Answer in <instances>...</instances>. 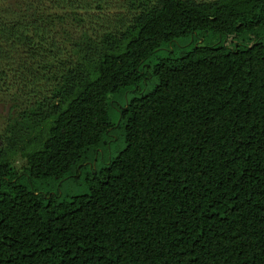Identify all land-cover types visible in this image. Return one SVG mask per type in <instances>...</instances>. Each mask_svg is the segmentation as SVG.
<instances>
[{
  "label": "trees",
  "instance_id": "16d2710c",
  "mask_svg": "<svg viewBox=\"0 0 264 264\" xmlns=\"http://www.w3.org/2000/svg\"><path fill=\"white\" fill-rule=\"evenodd\" d=\"M0 106V264H264V0H0Z\"/></svg>",
  "mask_w": 264,
  "mask_h": 264
},
{
  "label": "rangeland",
  "instance_id": "374dc122",
  "mask_svg": "<svg viewBox=\"0 0 264 264\" xmlns=\"http://www.w3.org/2000/svg\"><path fill=\"white\" fill-rule=\"evenodd\" d=\"M199 1H202V0H199ZM147 89V88H145ZM150 89V88H149ZM7 109L6 108H3V106H0V119L2 120H5L6 119V116H7ZM114 140L115 142L112 144V149H109L108 153H106L107 155L108 154H113L114 156H116L118 154V152L120 150H122L124 147H125V143L124 141L121 139V140H118V137H114ZM102 157H100L99 161H97V158H95L94 160V168L96 169L97 166L98 167H101L102 166ZM91 162L88 161V164L87 165H84V167H82L83 169V172L79 175V176H82L83 178L84 177H87V172H90L92 171V166H90ZM26 166L25 164V161L22 160V159H16L14 160L13 162V168H14V171H22L23 168ZM95 173V172H94ZM81 181H83V179L81 178ZM44 192L47 191V189H43ZM84 192V184L81 183H77L76 181L74 182H67L64 187H63V192H61L64 196L66 195H77V194H81Z\"/></svg>",
  "mask_w": 264,
  "mask_h": 264
}]
</instances>
